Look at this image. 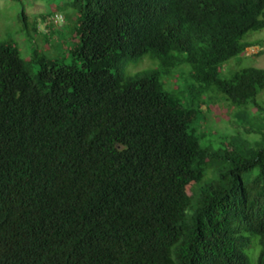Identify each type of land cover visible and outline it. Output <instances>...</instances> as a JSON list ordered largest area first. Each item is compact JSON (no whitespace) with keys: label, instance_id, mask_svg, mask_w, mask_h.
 I'll list each match as a JSON object with an SVG mask.
<instances>
[{"label":"trees","instance_id":"trees-1","mask_svg":"<svg viewBox=\"0 0 264 264\" xmlns=\"http://www.w3.org/2000/svg\"><path fill=\"white\" fill-rule=\"evenodd\" d=\"M62 6L49 33L21 12L49 49L74 19L69 63L0 41V264H264V67L223 69L264 0ZM218 97L230 133L202 125Z\"/></svg>","mask_w":264,"mask_h":264},{"label":"rangeland","instance_id":"rangeland-1","mask_svg":"<svg viewBox=\"0 0 264 264\" xmlns=\"http://www.w3.org/2000/svg\"><path fill=\"white\" fill-rule=\"evenodd\" d=\"M65 1L66 0H0V41L13 39L20 46L23 55L28 53L30 54L33 48H38L39 51L48 56L60 59L65 63H69L70 58L66 54V50L67 47L72 43L70 28L74 24V19L66 18V21L64 22L68 26L63 30V32L57 33L54 38L51 37L49 41H47L49 47H51L49 49L47 46H45L44 40L42 38L24 35L21 12L23 8L26 14L27 22L29 23L28 29H30L33 21L37 20L38 30L44 33H49L47 27L49 19L47 20L46 18L45 20H42L40 18V13H50V11H53L52 7L60 6V11L62 14H67L69 8L62 6ZM50 16H53V14H50ZM50 16L48 18H50ZM60 24L61 23H59V25ZM246 35L247 41L257 40L261 42L259 46L253 45L251 47H247L239 59H230L223 67L224 70H227L228 68L231 69L227 74L239 69L238 67L240 66L243 67L252 65L255 67H264V29L249 31ZM64 44L65 47H63ZM156 67H158L157 60L152 59L148 54H146L137 60L130 61L126 66V72L129 73L127 69H129L130 72H135L137 70L141 71ZM32 68L34 69L36 67L32 66ZM187 70V65H182L172 70L173 72L178 71L177 76H179V78L177 83L181 86L187 82ZM166 78L171 85H175L176 77L168 76ZM259 99H264V90L259 94ZM209 104L210 106H203V111H207L206 109L208 107L211 110V112L206 114V120L202 124L205 126V128H207V132L209 133V130L211 129L216 133L232 132L236 128L234 127L235 125L230 122L233 107L230 106L224 99H220L219 97L218 99L215 98ZM205 138H209V136L206 135Z\"/></svg>","mask_w":264,"mask_h":264},{"label":"clouds","instance_id":"clouds-1","mask_svg":"<svg viewBox=\"0 0 264 264\" xmlns=\"http://www.w3.org/2000/svg\"><path fill=\"white\" fill-rule=\"evenodd\" d=\"M223 67H224V66H223ZM175 75H176V77H177L176 79L178 80L179 76H177V74H175ZM167 77H168V76H167ZM165 81H166V77H165ZM178 86H180V88L182 87V86L179 85V84H178ZM184 87H185V86H183V88H184ZM203 106H205V105H203ZM203 106H202V109H203Z\"/></svg>","mask_w":264,"mask_h":264}]
</instances>
